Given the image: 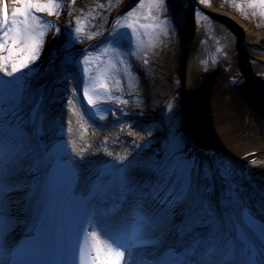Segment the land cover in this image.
Masks as SVG:
<instances>
[{"label": "bare ground", "instance_id": "obj_1", "mask_svg": "<svg viewBox=\"0 0 264 264\" xmlns=\"http://www.w3.org/2000/svg\"><path fill=\"white\" fill-rule=\"evenodd\" d=\"M130 1L128 0V3ZM249 12L248 22L245 26L249 38V41L244 38L248 41L246 46L252 42L256 43L264 35V30L259 27L261 21L257 8L251 5ZM188 46L193 49L194 43L191 42ZM62 62L64 63L55 66V72L51 71V76L45 77L40 85L41 91L38 94L45 91L48 93L45 103L50 98V92L53 91L54 94L60 95L59 87L62 88L63 93L68 91L69 86L73 91L72 84L69 82L58 83L60 85L55 88L54 83L59 79V74L64 72L63 69L68 70L67 66H70L67 60L63 59ZM79 73L80 70L76 74L71 73L74 75L73 79L77 88H79L81 79ZM53 79H55L54 82ZM182 80L185 82V87L181 91L180 100L185 103L184 99L189 97L193 110L187 111V121L184 127H179L184 134L189 136L190 146L201 162L200 167H197L194 172L196 185L192 186V191L187 197H190L197 207L207 209L206 211H198L186 216L177 202L186 198L183 194L184 191L175 190L173 183L170 179H166L168 177L164 169L157 162L160 158L165 157V149H160L156 153L157 155H153L154 147H158L156 139H161L164 136V125H161V121L164 122V120L161 110L154 115L158 114L157 118L162 119L160 123L153 120L152 117H148L145 124H141L139 119L136 122H131L132 115L122 114L114 109L110 112L98 110L93 115V121L90 122V131L88 132L87 128L83 132L79 124L80 120L76 118L69 104L66 109L67 100L64 95L61 99L57 97V101L60 100L51 105V110L48 109L50 119L41 133L38 129V120L34 121L31 117L32 112L25 109L26 106L20 99V101H13V105L5 111V114L10 121H13L20 113L24 114L21 120L25 119L28 124L25 127L28 138L20 139V131L24 126L20 127L17 123L16 127L19 131L16 130L13 134L14 130L9 128L10 124L7 125L0 119V141L2 140L0 143V165L2 162L1 167L5 166L4 169H11L4 179L0 176V194L5 196L8 191L2 187L3 181L12 184L11 193L2 200L4 202L2 207L3 210L8 209L11 204L14 207L13 210L8 211V216L18 222L13 227L15 233L13 240L27 238V231L33 230L41 221L44 212V184L47 171L56 158L54 152H56L58 143L65 141L69 147V157L72 142L76 143L77 149L84 145L90 146L83 153L86 159L78 162L83 172L84 188L100 177L98 173L101 172V167L108 163L113 164L116 174L102 178V181L108 185L107 192L117 190L116 186L121 187L126 182H133L135 190H137L144 180L149 179L142 194L136 196L134 191L131 193L132 199L139 201L140 208L150 217L153 215L155 218L154 223L148 227L152 231L144 230L151 244L147 247L132 249L134 254L139 253L138 255L141 257H151L148 254L151 252L148 251H152L156 260L163 259L167 252H172L175 249L181 251L182 247H187L198 237L205 236L208 243L216 238L219 241L217 250L209 256V258L212 257L210 259L212 264H248L252 254L259 264H264V222H262L264 221V192L262 186L256 184L250 174L246 173V163L251 156L264 158V110L258 107L259 105L257 107L248 105L247 102H252V99L245 94L242 84L235 87L234 84L239 83L235 79L234 82H231V78L221 77L211 83L201 79L196 83V80L194 82L190 75L187 77L183 74ZM10 84L12 83L10 82ZM107 84L112 91L115 84L113 85L109 81ZM230 84H233L234 87ZM8 85L9 83L1 84V89L4 86L7 88ZM227 85L230 88L227 87V89ZM142 86L145 87L142 88L144 90L142 93L146 94L148 86L146 87L143 82ZM15 87H17L15 84L13 88L11 85L12 89H16ZM194 87L196 90H191ZM6 88L0 90V96L2 95L0 105ZM242 93L246 96L242 97ZM16 95V91L11 90V96ZM117 102L111 103V106H116ZM148 103L143 104L144 110L150 109ZM133 104L134 102L129 100L123 106L129 109L133 107ZM186 106L189 108L188 103ZM17 109L20 111L13 114L12 112ZM72 109L75 111L74 108ZM201 112H205L206 115ZM101 116L103 119L100 118ZM95 125H99V127ZM140 126L143 129H140ZM11 137L14 139L16 137L13 144ZM10 146L11 148H9ZM5 148H9L7 153ZM109 152L112 154L111 156L107 155ZM148 155L153 157L146 159L149 157ZM29 156L31 159L27 158ZM21 157L24 162L20 160ZM125 157L130 162L121 167L119 161ZM221 164L227 165L234 173L235 182L231 184V177H229L227 188L218 171ZM28 167H33L34 171L27 169ZM88 167L92 168L88 170ZM93 168H96V171H93ZM28 170L32 171L30 176L26 175ZM129 171L131 172L130 178L128 177ZM34 174L38 175L35 181L32 180ZM159 175L161 176L159 177ZM206 176L207 178H205ZM234 188L238 190L239 195L233 190ZM161 203L165 206H159ZM167 204H169V208L166 207ZM160 207H162L161 210ZM172 208H175L174 216L171 214ZM8 218L10 219V217ZM213 225L218 228L209 234ZM93 230L99 235L100 230L96 226ZM181 230H184L185 234L182 238H178V233ZM104 243L107 241L102 236L94 240L95 254L97 255L98 249L101 250L99 253L101 259L106 255L102 250ZM253 245L255 252L251 249ZM198 246L204 247L205 242L200 241ZM3 263L6 264V259Z\"/></svg>", "mask_w": 264, "mask_h": 264}, {"label": "rangeland", "instance_id": "obj_2", "mask_svg": "<svg viewBox=\"0 0 264 264\" xmlns=\"http://www.w3.org/2000/svg\"><path fill=\"white\" fill-rule=\"evenodd\" d=\"M197 1L205 10L222 17V19H213L209 13H204L194 4L195 16H192L191 0H178L176 6L184 10L189 9V12H183L185 14L184 21L188 22V25H183L180 21L168 17L167 13L174 7L167 0H163V4L159 6L154 0H131L130 3L128 0H69L68 4H62L57 10L59 15H51L61 19L68 29L59 32H56L52 26L45 29V32L47 30L48 34L53 35V39L48 43V49L41 52L40 58L33 65L35 71L30 74V79L33 78L32 74L41 75L51 72L50 66L55 63L53 56L57 55V50L62 49L64 52L77 49L81 44L88 42L86 39L88 35L95 40L102 39L104 35L106 36L114 15L123 10L125 13L119 15L121 18L119 20L122 22H119V26L116 24L112 32L128 34L133 46L124 52H119L118 55L115 54L114 59L109 63L110 66L106 68L105 73H102L101 79L110 75L111 80L116 84L115 92L121 93L130 90L136 95L144 92L142 88L145 87L142 86V82H148L146 83L147 93H143V97L135 102V107H138L137 110L140 113L133 112L134 117L146 122L148 117L156 118L154 115L158 108L166 107L167 110L164 111L170 121H175L178 118L177 124L175 123L176 128L184 127L187 121V111L189 108L191 109L192 101L189 97L184 99L185 103H188L189 108H187L186 104L180 100L181 91L185 87V82L182 80L183 74L187 77L190 75L194 82L199 74H204L206 71H213L214 74H217L216 69L219 66L224 72L231 71L232 75L236 74L239 69L237 60L240 44L238 32L241 30L243 36L249 41L245 26L248 22L251 5L257 8L261 21L259 27L264 30V5H261L258 0ZM40 3H47V0H40ZM10 5L12 10L20 6L15 3V0ZM44 13L48 15L46 11ZM128 13L135 15L129 16ZM74 16L77 18L74 19ZM18 19L22 18L18 17ZM129 24L132 25L131 28L127 27ZM76 27L81 29L79 36L74 32ZM191 42L194 43L193 49L188 46ZM29 43L31 42L29 41ZM252 45L254 48H249V51L256 57L252 60V65L257 75L264 81V66L261 61L264 59L263 36L256 44ZM13 60H16L15 54ZM120 60L125 63L119 64ZM86 67L90 68L92 64L90 63ZM223 75L227 78V74ZM212 81L216 82V79H212ZM187 82L190 83L189 80ZM191 90L196 89L194 87ZM146 102H149V110L142 108ZM187 137L189 138V136ZM186 146L187 155L193 153L194 149L188 141ZM261 160L264 161V159ZM260 163L264 165V162L260 161ZM180 164L184 165L179 166ZM263 165H254L252 169L257 178L264 181V173L259 171L263 170ZM177 166L189 173L193 171L194 162H188L186 165L185 160L181 159ZM188 173L186 172L184 176L180 173V181L187 184L184 187L185 194L189 193L191 189L192 179ZM183 177L186 179V183L183 181Z\"/></svg>", "mask_w": 264, "mask_h": 264}, {"label": "snow or ice", "instance_id": "obj_3", "mask_svg": "<svg viewBox=\"0 0 264 264\" xmlns=\"http://www.w3.org/2000/svg\"><path fill=\"white\" fill-rule=\"evenodd\" d=\"M154 2L158 6L163 4V0H154ZM258 2L261 5H264V0H258ZM15 3L20 6L11 11V20L9 19L6 4L0 8V72L10 79L16 78L17 74L21 73L27 80L30 74L35 71L33 65H35L36 61L40 58L44 44L43 38L45 36V29L51 27L50 22L41 21L34 13H43L46 11L49 16L59 15L57 10L60 9L61 4L57 2V0H47V3L44 4H41L40 0H15ZM128 15L134 16L135 14L128 13ZM18 17L22 19H18ZM116 24L119 26L118 18L116 20ZM127 27L131 28L132 25L129 24ZM58 31L59 29L57 28L56 32ZM75 32L77 36H79L81 34V29L76 27ZM86 38L91 39L92 37L88 36ZM29 41L31 43H29ZM108 51L109 50H106L105 54H107ZM89 52L90 50H85L78 60V63L81 65V80L79 81V88L76 87V82L72 80L70 75L65 77L66 81L71 83L73 87V91L69 93V96L73 99L66 101V109L67 104H79L81 100L86 101V105H83L81 109L80 115L82 117L87 116V113L83 111V107H87L89 112H91L92 115H95L96 111L104 110L98 108L99 104L117 102V98L114 96L113 92L110 91L108 84L106 83V81H110L112 78L106 76L105 79L102 80L99 75H93L89 71V68L86 67L91 63L92 59L99 60V57H91ZM14 54L16 56V60H13ZM124 63L125 62L123 60L119 61V64L121 65ZM84 77H87V80H85ZM119 102L125 104L127 103V101ZM100 118L103 119L102 116ZM88 147L90 146L84 145L77 149L76 143L72 142L70 160L74 167H76L78 162H82L86 159L83 153ZM107 155L111 156L112 154L109 152ZM119 162L121 167H123L128 164L130 160L125 157ZM218 171L221 174V178L225 182L226 188L228 187L229 177H231V184H234V173L227 165L221 164ZM130 176L131 172L129 171L128 177L130 178ZM205 178H207V176ZM233 190L239 195L236 188ZM177 202H179L181 210L185 212L186 216L195 214L198 211L207 210L203 207H197V205L192 202L190 197H186L185 199ZM171 214L173 216L175 215V208L171 209ZM92 224H95V226L100 230L99 235L103 236L105 241H108L103 244L102 249L106 253L105 258L101 259L99 254L101 250L98 249L97 255L93 257V264H96V262H98V264H129V262L130 264H134V261L130 260L129 250L116 242L118 237L123 236V233L113 229L112 235L106 234V229L102 230V225L99 222L95 211L90 213L84 223V225ZM88 231L90 238L99 239L97 233L92 231L91 228H89ZM81 234L83 235V229ZM139 235V233H134L128 237L133 250L138 247H147L151 244L146 237L143 240H138ZM126 252L128 255H126ZM79 255L81 264H84L83 252L81 251Z\"/></svg>", "mask_w": 264, "mask_h": 264}]
</instances>
